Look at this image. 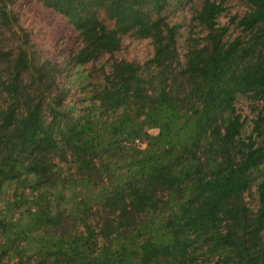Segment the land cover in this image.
<instances>
[{
	"label": "trees",
	"instance_id": "16d2710c",
	"mask_svg": "<svg viewBox=\"0 0 264 264\" xmlns=\"http://www.w3.org/2000/svg\"><path fill=\"white\" fill-rule=\"evenodd\" d=\"M37 1L77 35L0 0V264H264V0Z\"/></svg>",
	"mask_w": 264,
	"mask_h": 264
},
{
	"label": "rangeland",
	"instance_id": "374dc122",
	"mask_svg": "<svg viewBox=\"0 0 264 264\" xmlns=\"http://www.w3.org/2000/svg\"><path fill=\"white\" fill-rule=\"evenodd\" d=\"M12 9L18 15L22 27L29 33L35 45L37 59L61 62L68 50L74 47L77 33L68 24L66 18L45 8L37 0H13ZM228 9L232 14L236 11H243V7L237 0L228 2ZM220 20L222 24L227 22L225 17ZM134 46V55L142 58L143 56L147 57L148 46L146 42L134 43ZM237 108L243 117L253 118V114L245 101H240ZM248 132L249 128H246L244 136ZM156 133V130H151V134L155 135ZM247 200L250 201L251 198L248 197Z\"/></svg>",
	"mask_w": 264,
	"mask_h": 264
}]
</instances>
